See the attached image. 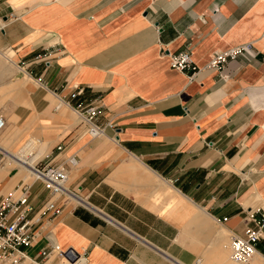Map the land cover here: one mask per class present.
Masks as SVG:
<instances>
[{
	"label": "crops",
	"instance_id": "crops-1",
	"mask_svg": "<svg viewBox=\"0 0 264 264\" xmlns=\"http://www.w3.org/2000/svg\"><path fill=\"white\" fill-rule=\"evenodd\" d=\"M244 44L254 56L225 80L171 66ZM89 104L102 106L97 137L76 108ZM0 114V196L57 145L55 161L76 158L70 186L91 207L67 206L53 231L87 264H235L230 234L264 210V0H0ZM34 136L42 154L19 157ZM50 196L32 184L36 209Z\"/></svg>",
	"mask_w": 264,
	"mask_h": 264
},
{
	"label": "built area",
	"instance_id": "built-area-1",
	"mask_svg": "<svg viewBox=\"0 0 264 264\" xmlns=\"http://www.w3.org/2000/svg\"><path fill=\"white\" fill-rule=\"evenodd\" d=\"M247 56H254L251 44L239 45L226 51H216L203 68H200L193 59L191 49L172 54L170 62L174 69L186 72L190 79L195 78L200 71L208 70L217 72L220 78L225 80L228 77L226 70L229 64L233 60ZM81 92L82 89H78L71 96L76 97ZM64 104H68V101L60 100L57 108ZM76 108L88 134L97 137L104 133V126L96 122L102 106L89 104L86 107ZM6 125V119L0 114V133ZM109 125L113 127L115 124L110 122ZM55 149L57 153L53 157L51 154L45 156L50 158L46 163L38 160L30 166L31 182H22L0 196V264H25L29 260L49 259L52 256L65 259L67 264H87L88 262L86 250L64 249L54 238L53 222L67 206L91 207L87 196L83 195L78 188L70 186V169L76 165V158L68 156L62 161H55L64 146L59 144ZM11 157L18 159L15 155ZM2 162L3 155L0 157V168ZM35 182H41L51 194L38 209L30 200L32 184ZM248 221L251 224L246 226L244 235L230 234L232 258L242 264L248 263L256 253L264 257V252L258 249L259 242L264 239V210L250 214ZM43 223L49 227L48 245L40 249L36 256H32L28 248L36 241L40 229L45 226Z\"/></svg>",
	"mask_w": 264,
	"mask_h": 264
},
{
	"label": "bare ground",
	"instance_id": "bare-ground-1",
	"mask_svg": "<svg viewBox=\"0 0 264 264\" xmlns=\"http://www.w3.org/2000/svg\"><path fill=\"white\" fill-rule=\"evenodd\" d=\"M2 115V114H1ZM3 116V115H2ZM4 117V116H3ZM6 127H7V125H6ZM6 127L4 128V130L6 129ZM3 130V131H4ZM3 131L0 133V135L3 133ZM42 146H43V142H41V140H40V138H38V136H34L31 140H30V142L28 143V144H26L25 145V153L22 155H20V154H18L19 155V157H24L26 154H28V153H30V152H32V151H34L35 149H39V151H40V154H42L41 153V149H42ZM17 154V153H16ZM14 162H16V161H14ZM17 163V162H16ZM19 164V163H18ZM3 166V165H2ZM2 166H1V168H2ZM20 166H22V167H25L24 165H21L20 164ZM1 168H0V170H1ZM230 239V238H229ZM229 249H230V251H231V247H230V243H229ZM256 257H262V255L260 254V253H256L252 258H251V260L248 262V263H246V264H249L254 258H256ZM63 261H66L65 259H63ZM231 261H233V263H235V264H242V263H238V262H236L233 258H232V251H231ZM66 263H68L67 261H66ZM257 263V262H256ZM26 264H37L35 261H32V260H29L28 262H26Z\"/></svg>",
	"mask_w": 264,
	"mask_h": 264
},
{
	"label": "rangeland",
	"instance_id": "rangeland-1",
	"mask_svg": "<svg viewBox=\"0 0 264 264\" xmlns=\"http://www.w3.org/2000/svg\"><path fill=\"white\" fill-rule=\"evenodd\" d=\"M21 150H19L20 152ZM13 164V163H12ZM14 165V164H13ZM228 249H229V246H228ZM230 251V249H229ZM230 257H231V251H230ZM28 262V261H27ZM35 262L37 264H47V263H50V264H53V263H57V264H67L66 261H63V258H59V257H56V256H52L51 258L49 259H44V258H36L35 259ZM230 262H233L231 261L230 259ZM257 262V263H256ZM26 264V263H25ZM249 264H264V257H256L254 258Z\"/></svg>",
	"mask_w": 264,
	"mask_h": 264
}]
</instances>
